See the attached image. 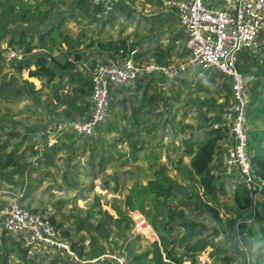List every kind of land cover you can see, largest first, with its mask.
<instances>
[{
  "label": "rangeland",
  "instance_id": "374dc122",
  "mask_svg": "<svg viewBox=\"0 0 264 264\" xmlns=\"http://www.w3.org/2000/svg\"><path fill=\"white\" fill-rule=\"evenodd\" d=\"M8 1L16 6L17 12L19 8H30L38 15L49 13L46 19L32 17L29 21H22L17 17V21H0V32L3 28L11 32L0 41V203L17 200L25 208L36 210L47 221L53 217L62 239L70 244L83 242L86 251L104 249L108 254L128 240L129 248L135 253L148 252V257L143 259L147 264L154 257V241L145 235L134 234L132 214L142 212L130 211L125 199L132 187L145 186L154 172L164 167L165 173L173 179L174 205L191 218L205 223L214 222V215L207 208L198 209L194 200L188 198L193 192L201 194V189L196 177L192 173L187 175L190 157L185 149L186 143L202 136L201 126L209 124L214 116L225 118L232 101L231 94L224 89L229 79L227 76L222 78V73L210 70L207 77H213L214 82L209 92L197 90L194 76L186 78V85L182 87L179 80L163 81L154 77L144 105L141 104L149 78L140 85L138 92L124 88L117 95V86H112L107 121L85 139L72 130L58 131L55 128L59 123L69 124L88 117L86 103L70 106V100L77 95L74 90L76 84L70 83L74 71L61 69L62 76L49 82L44 76L31 75L35 65L18 69L20 63L30 62L46 52L41 45L40 34L50 24H56L62 14L72 15L61 27L53 55L60 62H64L65 57L72 61L75 52L70 44H73L84 53L75 70H79L86 79L92 73L89 62L95 60V67H100L104 65L106 56L100 57L95 47L86 48L93 39L123 40L128 50L136 51L137 59L143 63H157L155 54H164L172 47L170 64L176 63L182 60L179 54L185 47L186 34L179 26L175 11L161 4L163 0H124L112 12L116 16L115 21L103 25L106 19L94 20L88 10V0ZM208 2L214 8L215 1ZM23 29L32 34V43L27 48L31 51L15 50L9 45L12 34H19ZM260 42L262 44L264 40ZM132 45L135 47L133 50ZM68 50L71 52L65 54ZM245 54L246 60L242 58ZM239 66L245 71L242 72ZM262 67L263 45L256 51L246 49L239 53L238 70L245 77L247 88L250 76L253 77ZM55 84L61 88L58 92L60 99L54 96ZM136 93L137 97H134ZM152 97L154 102H150ZM123 99L128 100L126 105L120 103ZM208 100H212V107L203 105L202 102ZM227 101L229 106L222 114ZM150 111L159 114V121L141 122L137 127L133 140L138 141L137 147L143 146V149L135 152L121 132L124 127L132 129L137 115ZM108 124L117 129L107 132L105 127ZM155 124H158L157 128L153 127ZM254 126L264 128V122L256 121ZM145 154L151 157L144 159ZM102 157L104 160L100 165ZM221 159L217 158L214 163L216 175L222 174ZM222 181H225L227 193L216 205L223 221L222 233L216 238L219 243L229 241L233 235L227 229L228 219L246 214L237 211L233 202L232 193L237 185L223 175L218 182ZM256 201H264V192L256 195ZM145 206L148 208V202ZM142 215L146 218L145 214ZM151 228L155 241H159L156 231ZM178 231L183 233L180 227ZM63 232L68 235H63ZM2 237L7 238L6 244ZM12 241L17 239L0 231V264ZM176 251L179 256L183 254L181 248L177 247ZM234 252L236 247L231 243L230 253ZM212 254L213 249L207 247L195 257L193 264H220ZM29 255L36 264H108L102 260L104 255L76 260L66 253H50L35 248ZM10 261L18 264L15 255L10 257ZM183 264L191 263L187 260Z\"/></svg>",
  "mask_w": 264,
  "mask_h": 264
},
{
  "label": "trees",
  "instance_id": "16d2710c",
  "mask_svg": "<svg viewBox=\"0 0 264 264\" xmlns=\"http://www.w3.org/2000/svg\"><path fill=\"white\" fill-rule=\"evenodd\" d=\"M160 3L163 4V1ZM15 9L16 6L14 4H9L8 0H6V2L0 0V21L3 19L17 21V17L18 20L22 21H29L32 17L46 19L49 13L42 12L38 15L30 10V8H19L18 12ZM68 15L64 16L62 14L56 24H50V27L45 28L40 34V42H42L41 45L46 49V52L35 56L30 62L20 63L18 69L22 70L23 68H29L35 65L36 69L31 72V75L44 76L49 82H53L58 77L62 76L61 73L63 71L61 69L74 71L70 83L76 84L74 90L77 95L70 100V106H75L82 102L84 104L86 103L87 109L90 111L92 93L91 77L86 79L79 70H75L77 63L82 62L84 53L78 48H74L73 44H70V48L74 49L73 51L75 52L72 61H70L68 57H65L64 62H60L53 55V49L58 41L57 39L61 36V27L72 14ZM115 19L116 16L112 14L103 21V25L114 22ZM94 20L96 19L94 18ZM169 27H172L171 23ZM10 33V31H6L3 28L2 32H0V41L11 35ZM31 37L32 34H29L26 29H23L19 34H12L9 45L15 50L23 49L26 52L31 51L27 49L32 43L30 41ZM174 39H176V37H174ZM260 40H264V33L261 35ZM261 45L264 47V42L260 44V47ZM92 47L96 48L95 51L100 57L106 55L103 59L104 65L116 61L119 58L120 50L123 51V56L125 57H130L131 54V49L128 50L126 42L123 40L93 39L90 44H87L86 48ZM134 48L135 47L132 45V50ZM171 48L172 47L164 54H155L156 62L165 65L170 64ZM70 52L71 50H68L65 54ZM91 53L93 52H90V54ZM187 54L188 50L185 45L179 56L183 59ZM134 57L139 58L138 55ZM243 57L244 60H246L247 54L242 56V58ZM95 63V60L89 62L92 72L96 69ZM239 69L242 72L245 71V69H242L240 66ZM225 76L226 75L222 74L220 77L225 78ZM154 77L156 76L142 77L139 79L138 85L135 88L126 87L128 90L133 89L138 92L140 85L149 78L144 90L143 103L141 105H144L147 101L146 92L150 88V84ZM157 77H160L163 81L167 80L161 76ZM185 80L186 79L179 80L182 84L181 87L186 85ZM173 82H175V80H173ZM213 82V77H207L206 74L203 78L197 79L195 85L197 90L209 92L210 89H212ZM247 85H249L248 89L250 93L247 119L248 123L251 125L249 129L248 146L251 154L252 171L255 181L258 184H262L264 183V128L255 127L254 123L256 121L264 122V67L260 68L253 77L250 76ZM124 88L125 87L117 86L115 94L117 93V95H120L124 91ZM60 89L59 85L55 84L54 96L56 99H60L58 96ZM224 89L228 90L231 94L229 79L227 83L224 84ZM181 90L182 88L179 90V93ZM133 96L137 97V93ZM212 100L202 103L206 107H212L213 103H210ZM127 101L128 100L123 99L120 103L126 105ZM154 101L152 97L150 102ZM227 106H229L228 101L225 103V106H223L224 110L222 114L225 113ZM158 115L159 114H156L154 111H150L147 114L140 113L135 117V123L131 130H127V127H124L121 135L129 141L133 151L139 152L143 149V146L137 147L138 141L133 140L135 139L137 127L141 125V122L153 123L155 120L158 122ZM224 122L225 120L222 115L214 116L209 124L200 127L202 136L195 141L190 140L189 143H186L185 149L190 157L187 175L192 173L196 177L198 186L201 189V194H199V192H193L188 195V198L191 201L194 200L195 206L198 209L207 208L208 212L214 215V222L210 220L208 223H205L202 220L199 221L191 218L183 210H180L177 205H174L173 202L176 199V194L173 193V179L165 173L164 167L155 171L153 178L150 179L145 186L132 187L130 193L126 196L125 204L129 210H138L145 214L149 224L154 228L159 238V241L152 243L154 257L147 264H183L187 260L193 264L195 262V257L207 247L213 249L212 255L220 264H264V201H256L252 191L244 184H238L233 189L232 198L236 210L239 212H246V214L230 218L226 222L228 231L233 234L229 241L225 243L216 241V238L221 235L223 228V221L219 217L216 205H218L220 197L227 193L225 181L218 182L222 175L225 177L223 169L222 174L219 173L220 175H216L214 166L217 158H223V141L229 135V130L224 125ZM153 127L157 128L158 124L153 125ZM116 129L117 128L111 124L105 127L107 132ZM144 157V159H146L151 156L145 154ZM103 160L104 158L102 157L100 165ZM222 162L223 159H221V165ZM221 165L220 167H222ZM261 192H264V186H262ZM145 202H148V208L145 206ZM34 212L36 213V210ZM49 222L56 227L53 217L49 218ZM100 226L101 225H99V228ZM179 227L183 229V233L181 234L178 231ZM63 235L66 236L68 234L63 232ZM105 235L108 236V234ZM6 239L7 238L2 237L4 244H6ZM231 243L236 247V252L234 253H230ZM177 247L183 250L181 256L177 254ZM71 248L79 259H95L106 254L104 249L96 251L92 248L91 251H86L83 242H73L71 243ZM0 249L2 248L0 247ZM29 252V246H24L18 241H12L2 258L1 264H11L10 257L12 255L16 256L18 264H36L32 260V257H30ZM127 252L128 260L131 264H145L143 263V259L148 257V252L135 253L133 249L129 248V242L127 245Z\"/></svg>",
  "mask_w": 264,
  "mask_h": 264
},
{
  "label": "built area",
  "instance_id": "2783aa9c",
  "mask_svg": "<svg viewBox=\"0 0 264 264\" xmlns=\"http://www.w3.org/2000/svg\"><path fill=\"white\" fill-rule=\"evenodd\" d=\"M122 1L88 0V10L97 20L107 19ZM214 1L213 8L208 0H163L164 6L177 15L179 26L186 34L185 45L189 54L181 61L165 65L143 63L134 57L136 51L125 57L120 50L116 61L102 65L91 73L88 117L69 124L59 123L55 128L58 131L72 130L87 139L109 117L112 86L134 88L140 78L151 76H161L168 81L194 76L196 81L210 70H217L229 77L232 98L224 118L229 135L223 141V173L226 178L232 179L234 185H246L256 198L264 183L258 184L252 171L247 119L250 93L243 75L238 71V62L241 51L247 49L253 52L260 47V38L264 33V0ZM132 218L134 234L145 235L155 242L153 236H148L150 231L145 230L150 224L142 213L135 212ZM0 231L29 246L30 250L66 253L79 260L71 244L62 239L54 225L17 200L0 203ZM128 242L105 254L102 260L108 261V264H129Z\"/></svg>",
  "mask_w": 264,
  "mask_h": 264
},
{
  "label": "bare ground",
  "instance_id": "6f19581e",
  "mask_svg": "<svg viewBox=\"0 0 264 264\" xmlns=\"http://www.w3.org/2000/svg\"><path fill=\"white\" fill-rule=\"evenodd\" d=\"M146 231H150V233H148V236H155V233L153 231V229L151 228L150 225L147 226V228L145 229Z\"/></svg>",
  "mask_w": 264,
  "mask_h": 264
}]
</instances>
